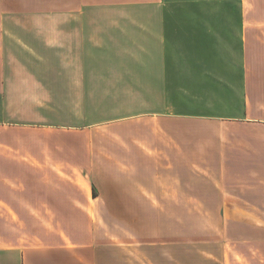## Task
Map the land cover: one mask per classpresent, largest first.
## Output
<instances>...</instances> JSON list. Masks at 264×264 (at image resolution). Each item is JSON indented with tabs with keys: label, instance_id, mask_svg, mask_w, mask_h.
Listing matches in <instances>:
<instances>
[{
	"label": "crops",
	"instance_id": "0c3cea01",
	"mask_svg": "<svg viewBox=\"0 0 264 264\" xmlns=\"http://www.w3.org/2000/svg\"><path fill=\"white\" fill-rule=\"evenodd\" d=\"M170 1L67 0L57 9L0 0V130L33 128L54 158L60 152L55 143L65 142L67 166L81 173L100 172L110 162L107 194L93 196L91 187L90 196L59 197L63 209L83 216L90 209L89 220L119 227L121 205L181 206L184 197L215 204L225 224L223 255L192 264H264V0H224L236 19L207 21L199 19V4L213 0H174L175 16L168 19ZM19 12L51 15L7 18ZM55 94H62V108ZM104 94L112 111L106 116ZM105 130H113L110 138ZM72 153L90 164L72 161ZM38 156L44 164L23 165L19 149L0 150V264H184L136 259V250L163 247L147 242L129 244L128 259L116 260L124 247L99 243L107 238L96 231L85 243L60 233L52 234V243L19 237L24 217H71L50 210L57 207L56 190L74 186L37 180L46 169L44 155L33 162ZM13 194L33 199L30 214ZM38 204L46 211L41 216ZM9 219L16 220L17 237L5 243L2 226Z\"/></svg>",
	"mask_w": 264,
	"mask_h": 264
},
{
	"label": "rangeland",
	"instance_id": "374dc122",
	"mask_svg": "<svg viewBox=\"0 0 264 264\" xmlns=\"http://www.w3.org/2000/svg\"><path fill=\"white\" fill-rule=\"evenodd\" d=\"M67 0H22V3L25 4L26 8H57L60 9L64 6ZM88 3H113L121 1H134V2H149L151 0H85ZM222 1V2H219ZM174 0L167 2L169 12L167 15L175 16L174 13ZM70 3V2H69ZM253 3L255 1L253 0ZM218 4V5H217ZM224 0H213L210 4L205 2H200V13L199 19L201 21L207 20H223V19H236V13L232 11L227 12L224 10ZM221 6V7H220ZM215 11V13H213ZM212 12V13H211ZM47 13H31V12H19V13H8L7 18L10 19H19V20H47ZM58 15V14H57ZM57 19H62L58 18ZM196 19H198L196 17ZM57 102L56 104L62 108V94H55ZM95 94H89V97H94ZM110 94H104V115L110 114L111 109L107 108L108 97ZM93 99V98H92ZM89 101H91L89 99ZM94 105V102H89V108L87 109L89 115H94L95 109L90 105ZM62 112V109H61ZM62 114V113H61ZM63 115H61L62 117ZM58 117V116H57ZM124 129V128H123ZM4 130V131H3ZM126 130V129H124ZM118 131H122L121 128H118ZM113 130H105L104 138H110ZM116 133H118L116 131ZM4 137V140H2ZM110 141V140H107ZM0 150L7 151L11 153L15 149H19V164H44L43 158L38 156L36 162H33V159H36V154L44 155L46 160V165L43 168V172L37 174V180L51 182L58 187L61 181L71 183L74 187L66 186V189L56 190L57 207L53 205L50 212L53 213H62L71 215L70 220H54L51 215L49 220H37V219H28L24 217V220L19 221V237L22 235L25 240L29 243L36 241V238H44L46 242L52 243L53 235L52 234H66L70 236L73 240L79 243H85L89 241L91 234L96 231L97 237L107 238L106 240L99 239V243L108 244L115 243L123 246V250L120 253H114L116 255L115 259L123 261L128 259L127 250L128 245L132 244L131 247L135 248L136 244L147 242L149 244H158L163 246L161 249H152L149 252L144 250L139 252L136 250L135 254L136 259H145L151 260L153 262H160L164 258L176 259L184 262V264H192L193 261L201 260L202 256H217L221 257L222 245L224 243V229L225 224L222 219H217L220 214L222 206H216L215 204H197L190 203L191 200L189 197H184L185 203L181 206H137V205H121L120 213L123 218L119 222V227L109 221H91L88 219L90 216V209L96 206L88 207L89 210L84 211L85 215L81 214L75 209L70 211L63 209L59 206V197H84L85 192H88L90 196V189L92 187V195H99L98 192H101L103 195L107 194L109 187L112 186V181L109 178L111 177V166L108 165L110 162H104V165L100 167V172H91L85 174L81 173L75 168H72L70 165L67 166L65 158L63 156V149L68 148L69 145L63 141H57L55 147L60 150L59 156L54 158V155L49 156L48 152V142L43 139V137L35 131L33 128H19V130H12L11 128L1 129L0 130ZM79 143V142H78ZM96 141L89 142L88 149L95 147ZM110 143V142H109ZM75 142L71 145L75 148ZM65 146V147H63ZM93 146V147H92ZM104 147H108V144L104 142ZM73 154V153H72ZM24 158V159H23ZM73 160L83 161L90 164L89 157H80L73 154L70 157ZM50 159V162H49ZM111 160V158H105ZM77 161V163H78ZM11 163V162H10ZM74 163H76L74 161ZM53 164V165H51ZM47 165L51 166L47 169ZM66 165V166H65ZM56 168V171L47 172ZM67 168V171L65 170ZM10 175V173H8ZM30 174H25V180L30 182L31 179H27L26 176ZM16 180V178H11ZM117 184L121 182L116 181ZM126 183L127 182H123ZM79 187V188H78ZM94 189H97V193L94 192ZM17 199H23L22 203L24 211L28 214L31 213V204H35L25 197H18L13 194ZM36 202L41 203L39 199H34ZM14 198L13 207H17V203ZM10 207V206H9ZM22 207V206H21ZM36 216H41L45 211V208L36 205ZM55 207V208H54ZM112 206H108L109 212H112ZM55 211H54V210ZM115 209V206H114ZM162 210V211H161ZM15 212L13 209H9V213ZM93 213V212H92ZM130 214V216L128 215ZM35 216V215H34ZM88 216V217H87ZM133 217H139L140 219H134ZM3 234L1 240L5 243H12L16 239V220L12 221L9 219L7 227H3ZM114 237L119 236V239L112 240V235ZM136 235L137 239L134 238ZM37 236V237H36ZM116 239V238H113ZM229 239V238H228ZM204 252V253H202ZM131 259V255H130ZM162 259V260H161Z\"/></svg>",
	"mask_w": 264,
	"mask_h": 264
}]
</instances>
